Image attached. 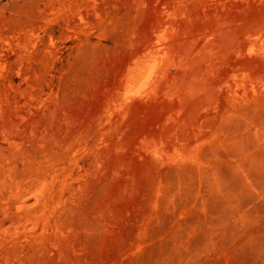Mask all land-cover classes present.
I'll return each instance as SVG.
<instances>
[{"label":"rangeland","instance_id":"obj_1","mask_svg":"<svg viewBox=\"0 0 264 264\" xmlns=\"http://www.w3.org/2000/svg\"><path fill=\"white\" fill-rule=\"evenodd\" d=\"M0 264H264V0H0Z\"/></svg>","mask_w":264,"mask_h":264}]
</instances>
